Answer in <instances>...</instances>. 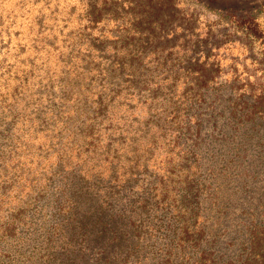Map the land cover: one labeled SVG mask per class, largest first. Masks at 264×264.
<instances>
[{
	"label": "rangeland",
	"instance_id": "rangeland-1",
	"mask_svg": "<svg viewBox=\"0 0 264 264\" xmlns=\"http://www.w3.org/2000/svg\"><path fill=\"white\" fill-rule=\"evenodd\" d=\"M247 17L264 37V0H0V264H264Z\"/></svg>",
	"mask_w": 264,
	"mask_h": 264
},
{
	"label": "trees",
	"instance_id": "trees-1",
	"mask_svg": "<svg viewBox=\"0 0 264 264\" xmlns=\"http://www.w3.org/2000/svg\"><path fill=\"white\" fill-rule=\"evenodd\" d=\"M241 20V24H237L234 21V24L236 25V27L238 28H242L243 32L245 33V35L247 36V38L251 41V43H255L258 39H261V43L264 46V37H262L261 35L258 34L257 30L259 27V24L256 22V18H252V17H247V18H241L238 19L237 21ZM259 97H257L256 99H264V90L261 91L260 95H258ZM257 101V100H255Z\"/></svg>",
	"mask_w": 264,
	"mask_h": 264
}]
</instances>
